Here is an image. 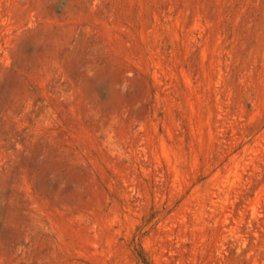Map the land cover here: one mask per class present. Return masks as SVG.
Masks as SVG:
<instances>
[{
    "label": "rangeland",
    "instance_id": "374dc122",
    "mask_svg": "<svg viewBox=\"0 0 264 264\" xmlns=\"http://www.w3.org/2000/svg\"><path fill=\"white\" fill-rule=\"evenodd\" d=\"M0 264H264V0H0Z\"/></svg>",
    "mask_w": 264,
    "mask_h": 264
}]
</instances>
